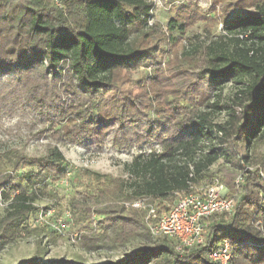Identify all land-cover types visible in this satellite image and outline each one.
Returning <instances> with one entry per match:
<instances>
[{
    "label": "trees",
    "instance_id": "1",
    "mask_svg": "<svg viewBox=\"0 0 264 264\" xmlns=\"http://www.w3.org/2000/svg\"><path fill=\"white\" fill-rule=\"evenodd\" d=\"M54 1L0 0V66L18 65L17 73L23 79L31 74L29 65L32 64L44 75L46 72L61 74L66 66L70 80L74 79L78 88L95 99L111 88L110 76L115 69L131 68L140 60L154 57L156 47L141 48V42L137 43L140 35L148 34L144 28L152 2L57 0L61 3L58 7ZM233 4L238 9L255 7L228 19L224 23L227 35L211 39L199 46L200 49L196 45L190 51L202 56V63L196 64L201 65V71L211 82L241 84L231 104L224 105L225 118L215 121L212 116L215 110L223 108L217 101L207 103L206 107L211 110L206 111L182 102L188 95L186 91L182 96L168 93L178 135L168 141L158 137L157 131L151 133L149 127L147 133L157 139L161 149L132 158L129 169L134 179L130 182L133 186L130 195L113 194L111 201L104 202L112 192L107 185L113 180L84 170L97 181L96 194L77 192L69 203L71 214L83 212L89 224L93 223L94 214L108 211L109 217L94 224L97 228L118 224L121 229L115 240L120 243L132 234V228L144 222L145 215L141 209L126 208L125 202L146 196L151 202H157L158 213L166 212L162 203L171 201L174 194L195 191L204 174L210 176L209 185L218 183L227 187L226 197L234 199L233 210L205 219L207 231L199 245L177 252L174 243L165 244L166 237H163L155 247L102 264H220L211 261L209 254L224 239L230 246L228 264H264V179L259 174V170L264 172V0H235ZM187 23L189 19L180 23L171 19L167 30L170 34L183 33ZM79 112L80 108L73 111ZM78 120L84 123L79 114ZM1 157L0 160L11 163L17 172L22 166L30 168L19 174L21 182L0 183V200L6 202L5 212L0 216V243H6L39 230L26 224L29 216L48 208L35 205L42 193L38 184L66 178L68 163L56 145L49 146L43 156L29 157L10 151ZM218 160L223 165L216 172L208 171ZM250 163L256 165L253 171L238 174L237 169ZM94 205L98 207L95 209ZM123 210H129L128 214H123ZM104 237L102 231L90 229L82 234L80 241L92 249ZM21 264L39 263L31 259Z\"/></svg>",
    "mask_w": 264,
    "mask_h": 264
},
{
    "label": "rangeland",
    "instance_id": "2",
    "mask_svg": "<svg viewBox=\"0 0 264 264\" xmlns=\"http://www.w3.org/2000/svg\"><path fill=\"white\" fill-rule=\"evenodd\" d=\"M147 1L153 4L144 28L148 34L140 35L137 43L141 42V48L156 47L154 57L140 60L131 68L115 69L110 76L111 88L95 99L78 88L74 79L73 82L70 80L66 66L61 74L46 72L45 77L42 72H37L38 66L32 64L27 79L17 73L18 65L0 66V158L10 151L29 157L43 156L49 146L56 145L68 163L66 178L44 180L38 184L42 193L36 206L52 207L58 215H63L77 192L96 194L97 181L84 170L113 180L107 185L112 192L104 202L111 201L113 194L130 195L133 190L130 182L134 179L129 169L132 158L139 153L161 149L157 139L147 133L149 127L151 133L157 131L158 137L163 136L168 141L178 135L179 127L168 93L182 96L186 91L188 95L182 102L206 111L211 110L206 107L207 103L217 101L223 108L215 110L212 116L215 121L225 118L224 105L231 104L241 84L211 82L201 71V65L196 64L202 63V56L190 51L196 45L199 47L220 35H227L224 23L235 14L254 10L255 6L238 9L233 4L235 0ZM54 5L60 7L61 3L55 0ZM193 13L195 16L192 17ZM171 19H176L177 23L189 19L186 30L170 34L167 23ZM52 77L54 80H50ZM173 102L178 104L176 100ZM75 108H80L78 114L84 123L73 113ZM163 123L166 125L160 128L158 125ZM221 165L222 161L218 160L208 171L216 172ZM255 168L256 165L250 163L237 171L239 174V171ZM29 169L22 166L17 172L11 163L0 160V183L11 180L19 183V174ZM259 174L263 180L264 172L259 170ZM199 183L197 188L209 185L210 176L204 174ZM220 185L226 196L227 187ZM177 197L174 194L171 201L163 202L162 208L168 210ZM97 207L94 205L93 208ZM5 209L6 202L0 200V216ZM127 211L123 210V214L127 215ZM100 213L94 214L93 223L110 215L108 211ZM93 223L89 224L84 213L78 212L72 215L69 231H102L105 237L96 248L87 249L81 241L71 243L65 237L39 228L13 241L0 243V264H21L31 259L39 264H102L136 254L146 247H155L164 240L151 236L143 222L132 228V234L120 243L115 240L121 229L118 224L97 228L98 225ZM206 231L207 227L205 234ZM166 241L169 245L175 243L169 238Z\"/></svg>",
    "mask_w": 264,
    "mask_h": 264
},
{
    "label": "built area",
    "instance_id": "3",
    "mask_svg": "<svg viewBox=\"0 0 264 264\" xmlns=\"http://www.w3.org/2000/svg\"><path fill=\"white\" fill-rule=\"evenodd\" d=\"M238 180L239 178L236 181ZM223 191L222 185L215 183L195 188L193 192L177 194L174 203L162 213H158L157 202H151L146 196L125 202L124 206L143 210L149 234L153 237L173 239L175 251L182 252L185 248L203 243L207 217L215 213H230L233 210L234 199L226 197ZM71 218L70 210L58 215L52 207L41 208L29 216L28 225L29 228H42L65 237L71 243H76L86 231L70 232ZM229 255L230 246L224 239L220 246L209 254V259L220 264H228Z\"/></svg>",
    "mask_w": 264,
    "mask_h": 264
}]
</instances>
